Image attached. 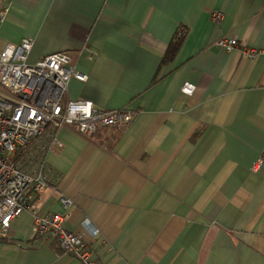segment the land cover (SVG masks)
Returning <instances> with one entry per match:
<instances>
[{
	"label": "crops",
	"instance_id": "0c3cea01",
	"mask_svg": "<svg viewBox=\"0 0 264 264\" xmlns=\"http://www.w3.org/2000/svg\"><path fill=\"white\" fill-rule=\"evenodd\" d=\"M5 4L0 51L30 39V65L69 52L87 76L69 100L133 115L92 139L61 129L44 157L45 181L73 204L66 228L99 231L97 264H264V162L252 171L264 151V57L216 46L264 50V0ZM30 225L28 214L12 222L0 264H80L47 237L29 240Z\"/></svg>",
	"mask_w": 264,
	"mask_h": 264
},
{
	"label": "built area",
	"instance_id": "2783aa9c",
	"mask_svg": "<svg viewBox=\"0 0 264 264\" xmlns=\"http://www.w3.org/2000/svg\"><path fill=\"white\" fill-rule=\"evenodd\" d=\"M6 11L5 0H0V24ZM221 18L214 14L212 21L218 23ZM181 34L179 29L175 39ZM216 46L228 52L237 50L249 61L264 57V50L240 47L235 39L219 40ZM31 49L32 41L25 38L0 51V241L9 239L13 221L28 214L29 240L47 237L65 256L80 264H97L91 243L98 241L99 231L87 221L78 233L66 228L73 204L45 181L44 157L57 145L56 134L61 129L92 139L99 129L127 127L133 115L97 110L89 101L69 100V86L87 81L86 75L71 67V54L62 51L30 65ZM192 90L190 85L182 88L187 95ZM263 162L264 151L252 171ZM50 205L60 211L51 212Z\"/></svg>",
	"mask_w": 264,
	"mask_h": 264
},
{
	"label": "trees",
	"instance_id": "16d2710c",
	"mask_svg": "<svg viewBox=\"0 0 264 264\" xmlns=\"http://www.w3.org/2000/svg\"><path fill=\"white\" fill-rule=\"evenodd\" d=\"M182 33H183V29H182ZM183 35H181V38L179 39V42L182 40ZM177 50H178V45H175L170 51V58L174 57V55L176 54Z\"/></svg>",
	"mask_w": 264,
	"mask_h": 264
}]
</instances>
